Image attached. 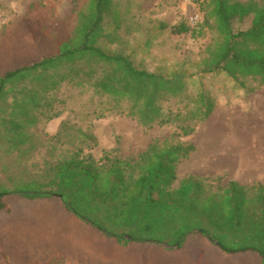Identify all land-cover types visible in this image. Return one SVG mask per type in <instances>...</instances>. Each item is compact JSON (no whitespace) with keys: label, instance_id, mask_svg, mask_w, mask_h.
Masks as SVG:
<instances>
[{"label":"trees","instance_id":"16d2710c","mask_svg":"<svg viewBox=\"0 0 264 264\" xmlns=\"http://www.w3.org/2000/svg\"><path fill=\"white\" fill-rule=\"evenodd\" d=\"M85 1L76 11L72 30L51 36L54 53L0 73V212H10L4 201L9 195L28 200L56 197L74 219L123 247L165 244L180 249L188 236L200 234L224 253L253 252L264 264L263 185L241 186L230 180L213 187L207 179L189 175L171 187L176 166L195 149L182 139L210 116L216 105L213 97L188 90V78L181 71L165 75L136 65L134 49L121 53L100 48L96 43L110 0ZM190 1L202 13L200 27L181 20L171 25L160 22V28L194 37L206 29L212 32L198 61L199 74L220 71L242 87L246 77L257 83L256 88L264 85V0ZM249 15V26L234 31L232 21ZM74 90L106 104L93 110L97 118L121 114L144 131L170 125L175 131L150 142L135 159L108 151L95 159L83 154L80 146L58 159L48 181L26 173L25 167V177L16 176L15 164L33 150L27 146L28 128L40 116L48 120L59 115ZM74 131L81 143L96 145L89 129ZM0 258L8 262L3 249Z\"/></svg>","mask_w":264,"mask_h":264},{"label":"rangeland","instance_id":"374dc122","mask_svg":"<svg viewBox=\"0 0 264 264\" xmlns=\"http://www.w3.org/2000/svg\"><path fill=\"white\" fill-rule=\"evenodd\" d=\"M85 2L0 0V73L54 53L51 36L68 34L74 27L76 11ZM251 18L252 15L243 20L234 19L233 30L246 29ZM181 20L191 27H200L202 13L197 4L190 0H110L96 44L107 52L126 53L134 49L136 65L165 75L181 71L188 78L185 84L192 93L203 91L232 113L238 114L239 106L245 111L247 90L256 88L257 83L246 77L241 80L242 87L220 71L199 74L198 61L212 32L206 29L202 36L194 37L190 32L176 35L169 28H160V22L171 25ZM71 92L72 99L66 101L59 115L48 120L40 116L28 128L27 146L31 145L33 150L15 164L16 176L25 177L22 174L25 167L26 173L48 181L50 169L58 159L80 146L83 154L95 159L104 151L121 159H135L150 142L162 141L175 131L171 125L153 126L144 131L135 120L121 114L97 118L93 110L106 104L79 90ZM77 127L89 129L96 137V145L91 147L89 141L81 143L74 131ZM58 131H62L59 140ZM194 136L182 140L194 145L193 141H197ZM195 153L194 149L181 164H189ZM186 176L176 174L171 187H177L179 180ZM199 177L207 179L213 187L230 181L226 174ZM4 201L11 210L0 212V250L7 254L8 262L0 258V264H147L149 261V264H259L256 253H224L200 234L188 236L180 249H168L165 244L130 243L123 247L89 224L74 219L56 197L28 200L9 195Z\"/></svg>","mask_w":264,"mask_h":264},{"label":"crops","instance_id":"0c3cea01","mask_svg":"<svg viewBox=\"0 0 264 264\" xmlns=\"http://www.w3.org/2000/svg\"><path fill=\"white\" fill-rule=\"evenodd\" d=\"M245 99L247 109L239 106L238 114L216 104L192 134L197 136V141H193L196 155H192L189 164L179 162L176 174H226L228 180L241 186H264V85L247 93ZM257 260L260 264V256Z\"/></svg>","mask_w":264,"mask_h":264}]
</instances>
